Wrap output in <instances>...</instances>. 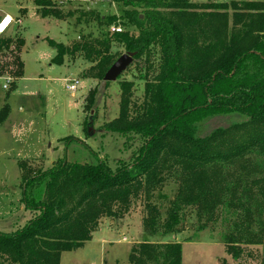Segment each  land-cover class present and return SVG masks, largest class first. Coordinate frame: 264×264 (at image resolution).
Segmentation results:
<instances>
[{
    "label": "trees",
    "instance_id": "16d2710c",
    "mask_svg": "<svg viewBox=\"0 0 264 264\" xmlns=\"http://www.w3.org/2000/svg\"><path fill=\"white\" fill-rule=\"evenodd\" d=\"M111 1L121 5L120 15L89 11L77 17L95 22L96 34L80 33L69 44L46 42L56 52L53 64L81 58L88 67L80 76L106 85L104 73L117 57L112 46L135 53L132 63L143 81L142 96L134 98V81H119L118 114L102 129L139 143L130 146V162L114 167L98 158L93 164L59 158L46 169L19 161L21 200L31 217L13 232L0 231V264H60L63 252L91 240L104 218H123L141 196L143 231L151 236L179 233L184 209H193L200 230L218 220L222 207L234 209L223 242L226 253L238 259L245 246L264 244V170L255 171L251 161L256 158L264 169V0ZM34 4L42 18L72 15L50 0ZM110 27L121 31L110 32ZM4 34L0 78H9L15 87L23 75L24 40ZM97 92L91 89L85 97L89 113ZM233 113L244 118L197 135L199 123ZM8 114L5 104L0 124ZM93 119L90 114L87 125ZM168 180L176 184V193L162 218L152 198ZM181 260L176 242L144 239L128 254V264Z\"/></svg>",
    "mask_w": 264,
    "mask_h": 264
},
{
    "label": "rangeland",
    "instance_id": "374dc122",
    "mask_svg": "<svg viewBox=\"0 0 264 264\" xmlns=\"http://www.w3.org/2000/svg\"><path fill=\"white\" fill-rule=\"evenodd\" d=\"M50 1L63 12L72 15L63 20L42 18L34 0H0V18L3 14L13 18V23L4 35L17 34L24 40L20 52L22 77L16 80L15 87L9 81L8 88L3 87L7 78H0V108L5 104L9 107L8 117L0 124L1 232H13L31 217V212L25 209L21 200L19 161L33 162L36 169H46L59 158L81 164H93L98 158L105 159L110 167H114L119 161L130 162L134 151L130 146L139 143V139L128 142L124 137L102 129L104 123L118 114L119 81H134V98L140 100L143 81L137 79L135 64L132 63L129 70L126 69L115 81L106 85L80 76L81 71L88 67L81 58L74 61L66 58L62 64H53L51 59L56 52L46 42V38H50L69 44L80 33L91 31L96 34L95 22H84L82 17L77 21V17L89 11H96L102 16L120 15L121 5L111 0ZM190 1L203 4L229 0ZM131 31L136 33L134 28ZM111 51L116 53V58L126 52L119 44L113 45ZM75 81L77 86L71 92L67 86ZM94 88L98 92L92 112L89 113L85 108V97ZM90 114L94 119L87 125ZM241 118L244 117L233 113L206 119L197 125V135L206 136L213 129L226 127ZM255 159H251L255 171H263L256 165L260 161ZM255 174L259 173L251 175ZM175 193L176 184L173 180H168L160 191L154 193L152 202L159 207L162 218ZM230 212L235 210L222 207L218 220L200 230L193 209H184L178 225L179 233L164 237L151 236L143 231L142 219L146 212L141 196L123 218L115 221L104 218L98 230L93 232L91 240L76 250L63 252L60 264H128L131 246L144 239L180 243L181 264H263L264 244L245 246L238 259L226 253L223 235L228 233V224L235 218Z\"/></svg>",
    "mask_w": 264,
    "mask_h": 264
},
{
    "label": "water",
    "instance_id": "95a60500",
    "mask_svg": "<svg viewBox=\"0 0 264 264\" xmlns=\"http://www.w3.org/2000/svg\"><path fill=\"white\" fill-rule=\"evenodd\" d=\"M134 52H125L121 54L104 73L103 81H115L133 62Z\"/></svg>",
    "mask_w": 264,
    "mask_h": 264
},
{
    "label": "built area",
    "instance_id": "2783aa9c",
    "mask_svg": "<svg viewBox=\"0 0 264 264\" xmlns=\"http://www.w3.org/2000/svg\"><path fill=\"white\" fill-rule=\"evenodd\" d=\"M6 20L8 21L7 24L4 23ZM12 23H13V18L11 16H9V15H3L1 17V19H0V34L6 33V31L8 30V28L10 27V25ZM110 30H111V32H120L121 31V28L120 27H111ZM7 80H8L7 83H5L3 85L4 88H8V82L10 81V79L7 78ZM76 86H77V81L69 84L67 86V89L69 91L73 92L75 90Z\"/></svg>",
    "mask_w": 264,
    "mask_h": 264
},
{
    "label": "crops",
    "instance_id": "0c3cea01",
    "mask_svg": "<svg viewBox=\"0 0 264 264\" xmlns=\"http://www.w3.org/2000/svg\"><path fill=\"white\" fill-rule=\"evenodd\" d=\"M3 15H9V14H3ZM3 15H2V16H3ZM2 16H1V17H2ZM9 16H10V15H9ZM0 19H1V18H0ZM10 26H11V25H10ZM8 30H9V29H8ZM12 36H13V35H12Z\"/></svg>",
    "mask_w": 264,
    "mask_h": 264
},
{
    "label": "snow or ice",
    "instance_id": "6c2138e0",
    "mask_svg": "<svg viewBox=\"0 0 264 264\" xmlns=\"http://www.w3.org/2000/svg\"><path fill=\"white\" fill-rule=\"evenodd\" d=\"M4 23H5V24H7V23H8V21L6 20Z\"/></svg>",
    "mask_w": 264,
    "mask_h": 264
}]
</instances>
